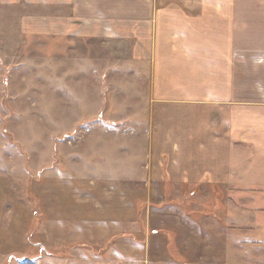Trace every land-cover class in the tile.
Here are the masks:
<instances>
[{"label":"rangeland","instance_id":"rangeland-1","mask_svg":"<svg viewBox=\"0 0 264 264\" xmlns=\"http://www.w3.org/2000/svg\"><path fill=\"white\" fill-rule=\"evenodd\" d=\"M6 26L0 264H37L47 240L92 238L94 230L101 238L110 225L116 232L105 240H133L150 264H264L259 196L157 178L159 150L145 147L156 120L141 100L148 77L130 59L131 38L76 39L65 53L61 40L17 37L13 22Z\"/></svg>","mask_w":264,"mask_h":264},{"label":"crops","instance_id":"crops-1","mask_svg":"<svg viewBox=\"0 0 264 264\" xmlns=\"http://www.w3.org/2000/svg\"><path fill=\"white\" fill-rule=\"evenodd\" d=\"M11 21L15 36L61 40L65 53L76 39L131 38L156 120L145 147L159 150L157 178L224 183L240 197L254 192L264 209V0H0V40ZM108 230L47 240L36 262L150 264L133 240H105Z\"/></svg>","mask_w":264,"mask_h":264},{"label":"trees","instance_id":"trees-1","mask_svg":"<svg viewBox=\"0 0 264 264\" xmlns=\"http://www.w3.org/2000/svg\"><path fill=\"white\" fill-rule=\"evenodd\" d=\"M196 184V183H195Z\"/></svg>","mask_w":264,"mask_h":264}]
</instances>
